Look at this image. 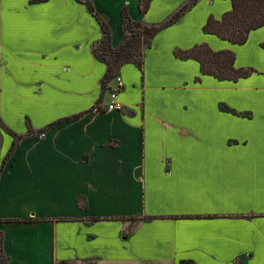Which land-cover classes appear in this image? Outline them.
Instances as JSON below:
<instances>
[{
  "label": "crops",
  "instance_id": "obj_1",
  "mask_svg": "<svg viewBox=\"0 0 264 264\" xmlns=\"http://www.w3.org/2000/svg\"><path fill=\"white\" fill-rule=\"evenodd\" d=\"M91 1L117 49L125 6L152 25L188 0H153L145 15L140 0ZM231 9L199 0L158 33L142 70L120 68L121 109L107 111L103 32L86 6L0 0V168L13 143L1 123L26 135L72 117L5 165L0 221L47 220L0 224L9 264H264V27L244 45L203 31ZM201 44L262 74L219 81L176 58Z\"/></svg>",
  "mask_w": 264,
  "mask_h": 264
},
{
  "label": "trees",
  "instance_id": "obj_2",
  "mask_svg": "<svg viewBox=\"0 0 264 264\" xmlns=\"http://www.w3.org/2000/svg\"><path fill=\"white\" fill-rule=\"evenodd\" d=\"M77 1L86 6L88 12L98 22L103 32V39L94 47V55L107 68L102 80V96L99 100L101 101L103 95L110 91V83L115 81L119 76L120 68L124 64L132 63L142 70L144 52L151 47L154 37L162 30L178 22L199 0H188L165 21L152 25L142 21H132L128 14V8L125 6L122 10L121 17L123 40L117 49L112 48L110 27L106 20L96 11L93 2L91 0ZM152 1L140 0L139 10L142 15H145L149 11ZM230 1L232 3V9L226 12L221 20H216L213 16H210L203 27V31L206 34L215 35L221 40L228 41L234 45H244L248 41L252 31L264 27V0ZM261 47L264 49V42L261 44ZM175 56L181 60L197 61L200 64L202 75L212 76L219 81L236 83L253 74V70L235 67L236 55L234 52H216L206 44L196 45L189 50H178L175 52ZM70 119L72 117L52 123L37 133H35L30 123H27L28 132L26 135H18L1 123V127L13 138V143L0 168V178L9 158L21 142L34 137L36 134L43 135L53 126ZM78 206L80 208L85 206L82 198L78 200ZM99 220L101 219L94 218L90 222ZM46 221V219H12L0 221V224H30ZM0 264H9V257L4 251V233L2 231H0ZM236 264L242 263L238 261Z\"/></svg>",
  "mask_w": 264,
  "mask_h": 264
},
{
  "label": "built area",
  "instance_id": "obj_3",
  "mask_svg": "<svg viewBox=\"0 0 264 264\" xmlns=\"http://www.w3.org/2000/svg\"><path fill=\"white\" fill-rule=\"evenodd\" d=\"M115 82L117 83V87L115 89L111 88L110 91H108V94L110 97V103L106 107L107 111H113V110L121 109V105L117 102L119 92H120V89L122 87L121 78L118 76L115 79Z\"/></svg>",
  "mask_w": 264,
  "mask_h": 264
},
{
  "label": "rangeland",
  "instance_id": "obj_4",
  "mask_svg": "<svg viewBox=\"0 0 264 264\" xmlns=\"http://www.w3.org/2000/svg\"><path fill=\"white\" fill-rule=\"evenodd\" d=\"M243 69L253 70V74H252V75H254V74H259V73H260V72H258V70L255 69L254 67H246V68L243 67ZM260 74H262V73H260ZM252 75H251V76H252ZM87 264H93V262H89V263H87Z\"/></svg>",
  "mask_w": 264,
  "mask_h": 264
}]
</instances>
